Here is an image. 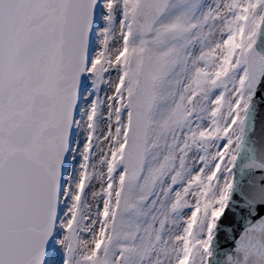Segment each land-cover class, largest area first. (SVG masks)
I'll list each match as a JSON object with an SVG mask.
<instances>
[{
    "label": "snow or ice",
    "instance_id": "6c2138e0",
    "mask_svg": "<svg viewBox=\"0 0 264 264\" xmlns=\"http://www.w3.org/2000/svg\"><path fill=\"white\" fill-rule=\"evenodd\" d=\"M0 264H264V0H0Z\"/></svg>",
    "mask_w": 264,
    "mask_h": 264
}]
</instances>
